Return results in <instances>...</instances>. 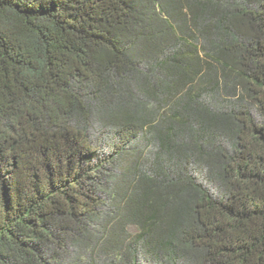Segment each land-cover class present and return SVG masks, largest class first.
<instances>
[{
  "label": "trees",
  "instance_id": "1",
  "mask_svg": "<svg viewBox=\"0 0 264 264\" xmlns=\"http://www.w3.org/2000/svg\"><path fill=\"white\" fill-rule=\"evenodd\" d=\"M0 264H264V0H0Z\"/></svg>",
  "mask_w": 264,
  "mask_h": 264
},
{
  "label": "rangeland",
  "instance_id": "2",
  "mask_svg": "<svg viewBox=\"0 0 264 264\" xmlns=\"http://www.w3.org/2000/svg\"><path fill=\"white\" fill-rule=\"evenodd\" d=\"M148 147H149V146H146V147H145V150H146Z\"/></svg>",
  "mask_w": 264,
  "mask_h": 264
}]
</instances>
